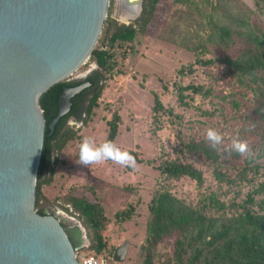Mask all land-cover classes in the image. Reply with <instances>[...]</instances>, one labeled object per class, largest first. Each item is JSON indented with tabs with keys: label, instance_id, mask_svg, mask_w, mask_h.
Instances as JSON below:
<instances>
[{
	"label": "rangeland",
	"instance_id": "obj_1",
	"mask_svg": "<svg viewBox=\"0 0 264 264\" xmlns=\"http://www.w3.org/2000/svg\"><path fill=\"white\" fill-rule=\"evenodd\" d=\"M253 10L251 0H158L152 19L144 29L137 31L132 42L121 43L116 48L117 64L108 75L98 104L87 121L72 118L67 121L81 136L68 141L56 154L51 182L40 185L41 194L49 200L45 207L55 209L56 202L63 204L57 198L68 190L82 194V183L75 179L82 170L84 184H89L84 194L91 201L101 202L109 223L103 233L105 248L97 254L87 248V230L77 214L71 213L70 205L68 212L64 210L86 230L88 243L76 250L78 259L93 254L104 257L106 264H140L147 251L148 206L158 189L170 191L185 206L196 210L203 202L207 204V197L214 193L222 205L208 206L205 215L217 225L237 215L248 193L264 181V143L238 138L240 116L247 112L254 98V86L264 72L258 68L252 72L246 68L231 70L218 60L224 54L238 59L243 49V40L239 38L231 43L225 37L229 42L227 48L221 44V25L242 32L252 22L264 26V15H257ZM110 16L118 23L133 21L119 19L116 0L111 5ZM197 58L210 61L202 64ZM95 67V62L88 58L71 78H81ZM188 84L199 87L200 91L179 89ZM154 93L163 106L155 115ZM113 111L119 114L120 120L112 143L122 151H135L140 161L134 158L133 166L112 160L80 164L78 152L82 138L88 137L94 146L105 142L107 120ZM209 129L221 136L215 147L216 161L183 146L188 141L211 144L206 139ZM233 139L244 143L243 152L233 149ZM168 162L196 167L202 173V183L186 175L164 177L158 166ZM73 169L75 178L70 179ZM214 170L221 171L225 179L219 180ZM121 209H131V214L125 221L117 222L114 214ZM195 231L196 228L189 227L184 232L165 235L153 251L158 255L154 264H175L177 239L182 237L187 241ZM124 242L127 246L123 259L113 260L115 248Z\"/></svg>",
	"mask_w": 264,
	"mask_h": 264
},
{
	"label": "water",
	"instance_id": "obj_2",
	"mask_svg": "<svg viewBox=\"0 0 264 264\" xmlns=\"http://www.w3.org/2000/svg\"><path fill=\"white\" fill-rule=\"evenodd\" d=\"M116 1L122 21L140 15L143 0ZM109 2L0 0V264H81L76 250L88 239L80 221L35 207L45 131L39 98L89 58ZM89 84L63 88L47 134L69 111L71 97ZM126 246L115 248L113 260L123 259Z\"/></svg>",
	"mask_w": 264,
	"mask_h": 264
},
{
	"label": "trees",
	"instance_id": "obj_3",
	"mask_svg": "<svg viewBox=\"0 0 264 264\" xmlns=\"http://www.w3.org/2000/svg\"><path fill=\"white\" fill-rule=\"evenodd\" d=\"M184 1V0H176ZM257 15H264V0H251ZM158 0H143L140 15L129 23H118L110 16L111 5L102 26L99 38L92 49L89 59L93 60L96 67L83 78H68L54 83L47 88L39 98V105L45 119V131L40 160L37 168L35 207L40 214L44 213V207L49 200L40 191L42 183H50L53 166L56 162V154L59 153L70 140L79 138L81 135L77 130L67 124L69 118L85 123L94 106L98 104L102 90L108 75L117 64L116 48L121 43L132 42L138 30H143L145 25L152 19ZM249 24V23H248ZM221 44L227 48L229 41L233 43L236 38L243 40V49L238 59L227 55L218 57V60L228 65L231 69H248L264 72V26L252 22L250 27L242 32L240 30H229L221 25ZM203 51L199 50L198 53ZM197 62L207 63L210 60L196 59ZM187 66H191L188 63ZM232 70V69H231ZM84 81H89V86L74 94L70 101L69 111L60 116L51 134L48 123L57 113L58 96L66 86H75ZM191 88L200 91L193 85L180 86L179 89ZM178 99L182 96L179 93ZM152 110L154 115L163 106L156 93L153 97ZM170 111V110H169ZM241 124L238 128V138L245 141L255 139L264 143V75L259 76V81L254 86V98L247 108V112L240 116ZM155 116L153 120L155 121ZM120 116L113 111L111 118L107 120L108 131L105 141L113 142L116 134ZM183 146L191 152L201 153L216 161V149L206 141H188ZM129 153L138 161L140 159L135 151ZM159 170L166 177H179L186 175L194 179L198 184L202 183L203 176L199 169L188 163L168 162L160 164ZM257 170L255 169V173ZM244 173V172H243ZM214 175L219 179H225L221 171L214 170ZM89 184H81L82 194H76L68 190L66 194L59 196L63 204L56 202L64 210L71 206V213L77 214L81 223L87 230L89 237L88 249L94 254L102 252L105 248L104 230L109 223V218L104 214L103 206L98 199L91 201L85 194ZM200 205L199 210L185 206L166 189H158L149 203L150 219L147 223V236L144 254L140 264H154L155 252L158 242L174 231L184 232L187 228H196L188 240L179 238L176 241L178 251L175 253V264H264V181H261L247 195L243 202L241 211L233 218L226 219L216 225L215 220L206 217V209L210 205L219 208L222 203L214 193ZM56 201V200H55ZM65 205V206H64ZM255 205V209L252 206ZM68 212V211H67ZM131 209H123L115 212L117 222H123L130 217Z\"/></svg>",
	"mask_w": 264,
	"mask_h": 264
},
{
	"label": "clouds",
	"instance_id": "obj_4",
	"mask_svg": "<svg viewBox=\"0 0 264 264\" xmlns=\"http://www.w3.org/2000/svg\"><path fill=\"white\" fill-rule=\"evenodd\" d=\"M206 139L210 141L211 147L215 148L221 141V136L215 130L209 129L206 132ZM233 149L243 152L245 145L239 140L233 139ZM103 160H112L125 166H133L135 163L134 157L128 151H122L111 141L94 146L88 137L82 138L79 144L78 162L86 166Z\"/></svg>",
	"mask_w": 264,
	"mask_h": 264
},
{
	"label": "built area",
	"instance_id": "obj_5",
	"mask_svg": "<svg viewBox=\"0 0 264 264\" xmlns=\"http://www.w3.org/2000/svg\"><path fill=\"white\" fill-rule=\"evenodd\" d=\"M56 209L61 214H65L66 213V211H64V209L61 208L58 205L56 206ZM77 259H78V257H77ZM78 260L81 262V264H106V260H105L104 257H102V256L101 257H96L93 254H87L85 256H82Z\"/></svg>",
	"mask_w": 264,
	"mask_h": 264
},
{
	"label": "crops",
	"instance_id": "obj_6",
	"mask_svg": "<svg viewBox=\"0 0 264 264\" xmlns=\"http://www.w3.org/2000/svg\"><path fill=\"white\" fill-rule=\"evenodd\" d=\"M75 167L79 168L78 166H75ZM79 169H80V168H79ZM81 172H82V173H80V174L78 175V177H77V176H75V171H74V169H73V172H72V174H71V178H70V179H74V178L76 177V178H75V179H76V182L84 184V182H85V176H84L82 170H81ZM74 176H75V177H74ZM66 224H69V222H67Z\"/></svg>",
	"mask_w": 264,
	"mask_h": 264
},
{
	"label": "flooded vegetation",
	"instance_id": "obj_7",
	"mask_svg": "<svg viewBox=\"0 0 264 264\" xmlns=\"http://www.w3.org/2000/svg\"><path fill=\"white\" fill-rule=\"evenodd\" d=\"M50 212V213H54V214H57V215H62L61 213L58 212V210L55 208V209H52L50 206L48 207H44V212ZM72 216V215H71ZM61 223L63 224V226H66V222L64 220H61Z\"/></svg>",
	"mask_w": 264,
	"mask_h": 264
}]
</instances>
